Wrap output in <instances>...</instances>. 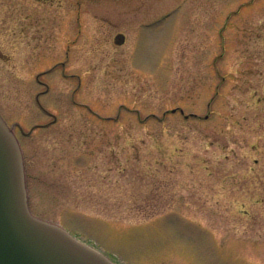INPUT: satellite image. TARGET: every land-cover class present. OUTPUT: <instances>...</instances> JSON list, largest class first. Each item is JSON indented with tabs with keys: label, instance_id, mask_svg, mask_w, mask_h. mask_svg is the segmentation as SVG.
<instances>
[{
	"label": "rangeland",
	"instance_id": "rangeland-1",
	"mask_svg": "<svg viewBox=\"0 0 264 264\" xmlns=\"http://www.w3.org/2000/svg\"><path fill=\"white\" fill-rule=\"evenodd\" d=\"M0 111L36 215L123 264H264V0H0Z\"/></svg>",
	"mask_w": 264,
	"mask_h": 264
},
{
	"label": "water",
	"instance_id": "water-1",
	"mask_svg": "<svg viewBox=\"0 0 264 264\" xmlns=\"http://www.w3.org/2000/svg\"><path fill=\"white\" fill-rule=\"evenodd\" d=\"M124 40L123 33L116 36L117 43ZM14 126L0 112V264H122L32 212L24 152Z\"/></svg>",
	"mask_w": 264,
	"mask_h": 264
},
{
	"label": "flooded vegetation",
	"instance_id": "flooded-vegetation-1",
	"mask_svg": "<svg viewBox=\"0 0 264 264\" xmlns=\"http://www.w3.org/2000/svg\"><path fill=\"white\" fill-rule=\"evenodd\" d=\"M41 1H49V0H41ZM37 96H38V94H37ZM48 114H50V115H52L53 116V119H54V115L53 114H51L49 111H46Z\"/></svg>",
	"mask_w": 264,
	"mask_h": 264
}]
</instances>
